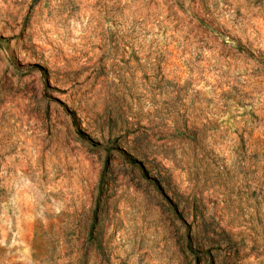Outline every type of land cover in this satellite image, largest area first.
Masks as SVG:
<instances>
[{
	"label": "rangeland",
	"instance_id": "obj_1",
	"mask_svg": "<svg viewBox=\"0 0 264 264\" xmlns=\"http://www.w3.org/2000/svg\"><path fill=\"white\" fill-rule=\"evenodd\" d=\"M0 264H264V0H0Z\"/></svg>",
	"mask_w": 264,
	"mask_h": 264
}]
</instances>
